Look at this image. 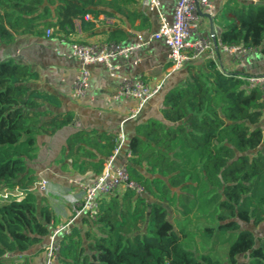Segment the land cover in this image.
<instances>
[{
	"label": "trees",
	"instance_id": "1",
	"mask_svg": "<svg viewBox=\"0 0 264 264\" xmlns=\"http://www.w3.org/2000/svg\"><path fill=\"white\" fill-rule=\"evenodd\" d=\"M102 14L149 27L139 0H0V43L47 29L79 41L76 22L91 32ZM220 18L222 44L264 54V3L230 0ZM106 33L104 41L128 36L120 25ZM184 70V82L164 95L162 117L136 124L128 140L129 177L145 193L124 187L102 196L95 218L82 213L59 234L58 264H264V237L243 226L264 222L262 90L212 58ZM38 78L27 63L0 61V190H24L23 198L0 202V264L44 238L47 244L56 224L52 209L36 203L27 161L40 135L69 125L75 114L57 111L60 98L38 88ZM115 144L110 131L77 130L65 150L73 170L99 174Z\"/></svg>",
	"mask_w": 264,
	"mask_h": 264
},
{
	"label": "crops",
	"instance_id": "2",
	"mask_svg": "<svg viewBox=\"0 0 264 264\" xmlns=\"http://www.w3.org/2000/svg\"><path fill=\"white\" fill-rule=\"evenodd\" d=\"M161 1L162 11L170 18L174 12L175 0ZM229 1L213 0L216 41H220V34L226 21L232 20L230 17L226 21L220 18ZM139 9L149 18L147 28L136 29L128 22L121 21L119 17L102 14L91 32H82L76 22L78 30L74 39L83 42L104 41L108 36L106 32L115 25H120L128 33L127 38L122 42H127L133 40L138 31L157 29V13L148 9L145 0H139ZM138 22L137 19L135 24L137 25ZM201 33L210 34V21L207 17H202ZM72 42L46 33L44 36L22 34L11 43H0V61L13 59L16 62L29 64L39 74L35 82L36 86L60 98L61 106L57 111L72 110L75 114L74 120L69 125L57 129L51 135H40L36 156L27 161L29 172L36 177L35 183L42 179L48 181L45 188L37 184L33 187V191L38 207L48 205L54 212L55 226L65 223L75 214L73 207L81 199L82 189L74 180L91 182L99 175L91 168L82 172L72 169L65 150L67 137L77 130L99 132L106 130L114 133L116 137L123 131L126 142L115 159L116 165L123 164L126 160L128 140L134 133L135 125L151 118L162 117L164 95L169 88L184 82V68L188 65L180 70L171 69L168 47L161 39L135 50L128 58H117L115 63L120 65L118 71L123 76L134 77L141 74L150 85L161 84L160 91L142 106L135 117L129 118L137 101L133 98L108 101V97L118 87L119 79L109 74L104 63H95L91 66L90 86L86 95L79 98L72 96V81L79 67V60L70 56ZM209 58H214L219 67L227 73L245 76L264 73V54L259 49H252L245 58H240L215 45L212 50L202 54L191 64L204 65ZM79 218H74L73 222L80 223ZM45 246L46 238L25 252L12 253L7 255V258L11 264H45L47 258ZM54 264L58 263L55 261Z\"/></svg>",
	"mask_w": 264,
	"mask_h": 264
},
{
	"label": "built area",
	"instance_id": "3",
	"mask_svg": "<svg viewBox=\"0 0 264 264\" xmlns=\"http://www.w3.org/2000/svg\"><path fill=\"white\" fill-rule=\"evenodd\" d=\"M150 11L157 13L158 28L145 29L135 33V38L127 42L100 41L71 43V57L79 60V67L72 81V96L75 98L86 95L90 86L91 66L95 63H104L112 77L119 79L118 87L108 97L109 102H115L122 98H133L137 105L131 110L129 118H133L142 106L161 89V84L150 85L141 74L134 77L123 76L119 71V64L115 60L119 57L128 58L135 50L154 40H163L169 51L170 68L180 70L187 64L193 63L202 54L218 45L236 57L245 58L253 48H245L240 45H224L216 41L211 34L201 33L202 16L198 10L214 15L213 0H175L174 12L169 18L161 9V0H145ZM92 16L87 14L86 18ZM52 29H47L49 35ZM213 56V55H212ZM214 59V58H213ZM223 70V69H222ZM250 86L259 87L264 99V73L256 76L239 75ZM126 135L123 131L116 137V144L112 153L106 157L102 171L91 182L74 180L82 189L81 199L74 204V216L65 223L54 226L49 242L46 244L45 264H54L60 247L59 234L68 232L74 218L86 213L90 218H95L99 210V202L102 196L108 195L124 187L133 188L137 194L145 193L143 185L131 180L127 170V162L131 151L127 149L126 160L121 165L115 164V159L123 149ZM42 188L48 184L46 179L35 183ZM24 197V190L16 185L14 188L3 187L0 190V202Z\"/></svg>",
	"mask_w": 264,
	"mask_h": 264
},
{
	"label": "water",
	"instance_id": "4",
	"mask_svg": "<svg viewBox=\"0 0 264 264\" xmlns=\"http://www.w3.org/2000/svg\"><path fill=\"white\" fill-rule=\"evenodd\" d=\"M255 3H264V1L262 0H255ZM199 14L202 17H207L210 21V34L213 36V38H216V34H215V27H214V16L210 13L207 12H203L201 9L198 10Z\"/></svg>",
	"mask_w": 264,
	"mask_h": 264
},
{
	"label": "rangeland",
	"instance_id": "5",
	"mask_svg": "<svg viewBox=\"0 0 264 264\" xmlns=\"http://www.w3.org/2000/svg\"><path fill=\"white\" fill-rule=\"evenodd\" d=\"M243 226L251 229L256 237H264V222H261L259 225H254L252 223H243Z\"/></svg>",
	"mask_w": 264,
	"mask_h": 264
}]
</instances>
